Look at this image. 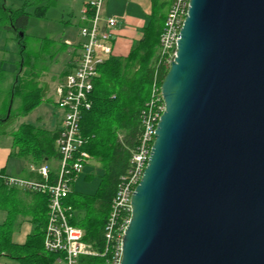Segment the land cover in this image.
Wrapping results in <instances>:
<instances>
[{
    "label": "water",
    "instance_id": "obj_1",
    "mask_svg": "<svg viewBox=\"0 0 264 264\" xmlns=\"http://www.w3.org/2000/svg\"><path fill=\"white\" fill-rule=\"evenodd\" d=\"M161 91L120 264H264V0H190Z\"/></svg>",
    "mask_w": 264,
    "mask_h": 264
},
{
    "label": "trees",
    "instance_id": "obj_2",
    "mask_svg": "<svg viewBox=\"0 0 264 264\" xmlns=\"http://www.w3.org/2000/svg\"><path fill=\"white\" fill-rule=\"evenodd\" d=\"M26 6L27 3L24 7ZM169 7L166 11L161 1L153 0L152 17L144 29L143 38L133 44L127 57L110 55L98 69L99 76L94 82L91 96L92 107L82 116L81 135L85 142L83 150L101 165L103 171L95 193L86 194L72 190L65 200V203L74 210L71 224L82 229L83 241L99 254L98 257L82 258L81 264H104L109 258V253L103 257L104 227L119 179L127 172L132 152L135 151L140 139V115L150 99L160 37ZM25 9L12 10L0 2L2 28L15 34L22 54L26 49L24 40L29 23V15ZM45 10L46 7L38 6L36 15H44ZM20 33H24L23 38L20 37ZM166 74L167 71L160 72V81L164 80ZM33 91L29 93L21 86L19 75L11 95L19 96L22 107L16 115L12 113L11 107L9 116L7 107L6 115L0 118V135L6 134L7 127L18 118L29 115L41 104L44 90L36 87ZM12 134L14 149H18L22 156L31 158L36 167L49 160L59 161L56 148L59 131L49 132L31 124H21ZM57 175L58 168L57 170L52 168L51 183L57 180ZM3 176L1 173L0 209L8 212V219L0 226V255L18 260L20 264H55L58 255L50 254L44 248L48 196L24 191L33 194L38 200V205L32 210L34 224L32 234L24 245H16L12 242V233L15 227L14 214L20 211L18 200L21 199V189L8 186ZM87 178L90 179L89 176Z\"/></svg>",
    "mask_w": 264,
    "mask_h": 264
},
{
    "label": "built area",
    "instance_id": "obj_3",
    "mask_svg": "<svg viewBox=\"0 0 264 264\" xmlns=\"http://www.w3.org/2000/svg\"><path fill=\"white\" fill-rule=\"evenodd\" d=\"M105 0H91L81 11L83 39L81 54L76 68L66 75L57 88V106L63 110L64 118L56 139L59 154L57 180L50 182L49 164H43L36 171L40 179H21L3 176L8 186L37 192L48 196V214L44 235V248L50 254H57L55 264H81L84 257H98L89 244L83 241L82 229L71 224L73 208L65 203L72 192L73 180L91 161L83 150L81 135L83 113L92 107L91 96L98 69L113 53L114 30L119 18L104 16ZM190 0H172L165 26L160 37L150 99L141 111V135L135 151L132 152L127 172L120 177L117 192L112 200L104 227L105 250L109 253L104 264H120L123 238L129 226L132 205L131 198L147 167L156 139V129L165 103L162 96L160 72L169 71L177 53L180 31L188 15Z\"/></svg>",
    "mask_w": 264,
    "mask_h": 264
},
{
    "label": "rangeland",
    "instance_id": "obj_4",
    "mask_svg": "<svg viewBox=\"0 0 264 264\" xmlns=\"http://www.w3.org/2000/svg\"><path fill=\"white\" fill-rule=\"evenodd\" d=\"M0 2L12 10L26 8L25 10L29 15L24 40L26 49L23 54L22 48L16 39H13L15 34L13 32L8 33L0 23V61H4L1 63L4 66L3 70L7 71L9 63L19 57L21 66L24 67L23 73L20 75L21 86L24 89L30 93V91L34 92L36 87L44 90L48 85V92L41 102L42 107L25 117L18 118L16 123H18L17 125L29 123L43 127L36 121L43 110L49 112L48 119L54 123L59 115L56 90L66 75L69 74L67 73L70 70L68 67L75 59V50H78L79 43L83 40L80 36L81 10L85 7L82 6L83 0H0ZM25 3H27L26 7H24ZM38 6L46 7L44 15H36ZM9 78L11 79V86L0 83V104H5L6 110L9 107L8 112L11 111L12 107V113L16 115L21 110L22 101L19 96L12 97V84L16 78L14 74H10ZM6 110L0 118L6 115ZM61 112L63 111L61 110ZM45 129H50V126L47 124ZM8 140L10 138L2 137L0 144L7 143ZM53 168L57 170L59 162L56 161ZM101 172L102 168L99 163L89 162L79 177L75 178L71 189L84 193H94L98 187ZM87 176L90 177V180H87ZM0 258L2 259H0L1 263L14 262V264H20L18 260L7 257Z\"/></svg>",
    "mask_w": 264,
    "mask_h": 264
},
{
    "label": "crops",
    "instance_id": "obj_5",
    "mask_svg": "<svg viewBox=\"0 0 264 264\" xmlns=\"http://www.w3.org/2000/svg\"><path fill=\"white\" fill-rule=\"evenodd\" d=\"M88 1L89 0L86 1L83 0L82 6L84 7L88 3ZM159 1H161L162 4H164L165 10L167 11L171 3V0H159ZM166 3L168 4L166 5ZM103 13L105 17L119 18L118 25L114 30L112 56L127 57L132 49L133 44L139 42L143 38L144 29L148 25L152 17L153 0H105V7ZM10 32L12 31H8V33ZM11 35L13 36V34ZM15 37L16 36L14 35L13 39H15ZM82 43L83 40L79 43L78 50H75V59L69 65L68 69L70 70L67 73H71L77 66V62L81 54ZM2 62L4 61H0V83L1 84L6 83L11 86V81H10L11 79L9 78V75L14 74L16 79L13 80V83L15 84L19 75L23 73L24 68L21 66V61L19 57L9 63V68L7 71L3 70L4 66L1 64ZM14 84H12V86H14ZM47 92H48V85L47 88L44 89V96L45 94H47ZM40 107H42L41 104L36 109ZM5 110H6L5 104H0V116L2 115L3 112H5ZM58 110H59V115L54 123L51 122V119H48L49 112H46V110L41 111V114H39L36 119V121H38L43 126L39 128L45 129L46 125L48 124L50 126V129H45V130L49 132L60 131L62 126V121L64 118V112H61V109L59 107ZM16 122L17 120L9 127H7L6 134L0 135V138L2 137L10 138V140H8L9 142L4 143L2 145L0 144V174L2 173L4 174V176L21 178V179L37 180L39 175L37 174L36 171L43 164L41 166L36 167L37 165L33 163L31 158L22 156L19 153V150L14 149L13 147L14 141H13L12 132L16 131L19 126L17 125L18 123ZM21 124H29V123H21ZM92 161L96 162L93 159H91L90 162ZM55 162L56 160H49L44 164H49L50 168L52 169L54 167ZM57 162L59 161L57 160ZM79 175L77 176V178L79 177ZM87 180L90 179L87 178ZM17 189H21V188H17ZM24 191L25 189H21L20 192L21 199L18 200L20 203V211L15 212L14 214L15 227L12 233V242L16 245H24L28 237L32 234L34 230V224L32 222L33 220L32 210L38 205V200L36 199V197L31 193H27L28 190H26L27 192ZM86 194H90V193H86ZM7 219H8V212L4 209H0V226H2ZM0 257H7L8 259H10V257L6 255H0ZM1 260H0V264H14V262L1 263Z\"/></svg>",
    "mask_w": 264,
    "mask_h": 264
}]
</instances>
